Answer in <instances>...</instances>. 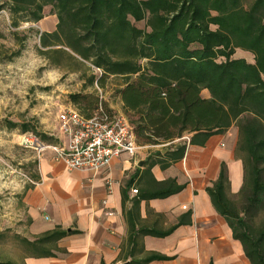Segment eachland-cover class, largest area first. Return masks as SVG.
<instances>
[{
    "label": "trees",
    "instance_id": "16d2710c",
    "mask_svg": "<svg viewBox=\"0 0 264 264\" xmlns=\"http://www.w3.org/2000/svg\"><path fill=\"white\" fill-rule=\"evenodd\" d=\"M46 7L57 23L53 31L40 34L46 48L40 52L52 61L64 54L80 65L90 64L100 74H92L89 84L103 86L109 77L122 78L117 92L137 144L170 143L165 153H150L148 170L155 164L165 169L181 160L187 143L202 146L211 135L237 128L234 151L243 169L237 192L241 207L228 195L224 163L206 192L248 261L264 264V0L248 5L244 0L0 1V10L7 8L13 26L43 20ZM140 22L143 27L138 26ZM202 90L209 96L203 97ZM70 97L87 117L103 105L93 94ZM20 127L22 132L33 131L47 142H57L35 125L23 123ZM185 135H189L188 142L173 144ZM38 180L36 173L33 181ZM184 187L173 178L153 180L139 199L166 198ZM181 224L179 220L162 230L135 228L132 223V257L125 259L127 264L170 260L145 251L138 239L167 236ZM70 233L73 231L56 228L33 240H21L33 256H51L56 242Z\"/></svg>",
    "mask_w": 264,
    "mask_h": 264
},
{
    "label": "crops",
    "instance_id": "0c3cea01",
    "mask_svg": "<svg viewBox=\"0 0 264 264\" xmlns=\"http://www.w3.org/2000/svg\"><path fill=\"white\" fill-rule=\"evenodd\" d=\"M237 139V128L232 126L211 135L202 146L187 143L184 157L165 169L155 164L148 170L147 160L150 153L168 151L170 143L143 145L136 158L123 154L97 171L68 169L54 160L50 152L45 153L36 160L39 180L25 191L23 198L30 223L26 239L33 240L56 228L73 233L56 242L51 256L37 257L29 252L21 263L9 261L127 264L125 259L132 257V223L135 228L164 230L182 220L167 236L145 235L138 239L145 251L171 257L149 264H251L206 192L218 177L222 163L227 169L230 192L237 193L240 189L243 169L241 160L235 156ZM186 140L189 135L173 144ZM168 178L184 184V189L166 198L139 199L147 184L151 186L153 180ZM132 189H137V193Z\"/></svg>",
    "mask_w": 264,
    "mask_h": 264
},
{
    "label": "rangeland",
    "instance_id": "374dc122",
    "mask_svg": "<svg viewBox=\"0 0 264 264\" xmlns=\"http://www.w3.org/2000/svg\"><path fill=\"white\" fill-rule=\"evenodd\" d=\"M252 1L244 0L246 5ZM44 15L37 23L20 21L13 26L7 8L0 10V261L21 263L29 254V245L21 240L29 237L30 224L23 198L33 186L37 157L19 145L24 133L20 125H35L37 131L55 137L61 107L77 108L70 97L73 94H93L106 108L126 116L117 92L122 78L109 77L103 86L89 84L92 74H100L90 64L85 63L89 69L64 54L52 61L40 52L46 49L40 34L53 31L57 23L50 7ZM201 94L209 96L207 90ZM228 195L240 208L241 197L230 192V185Z\"/></svg>",
    "mask_w": 264,
    "mask_h": 264
},
{
    "label": "built area",
    "instance_id": "2783aa9c",
    "mask_svg": "<svg viewBox=\"0 0 264 264\" xmlns=\"http://www.w3.org/2000/svg\"><path fill=\"white\" fill-rule=\"evenodd\" d=\"M56 121L57 142H47L28 131L19 136V145L34 152L37 158L50 152L54 160L62 162L68 169L92 171L107 167L113 158L123 154L136 158L142 147L137 144L127 117L101 103L90 117L77 108L63 106ZM132 192L137 193V189Z\"/></svg>",
    "mask_w": 264,
    "mask_h": 264
},
{
    "label": "water",
    "instance_id": "95a60500",
    "mask_svg": "<svg viewBox=\"0 0 264 264\" xmlns=\"http://www.w3.org/2000/svg\"><path fill=\"white\" fill-rule=\"evenodd\" d=\"M143 164V162L142 163H139V166H141ZM122 264H126V263H122Z\"/></svg>",
    "mask_w": 264,
    "mask_h": 264
}]
</instances>
